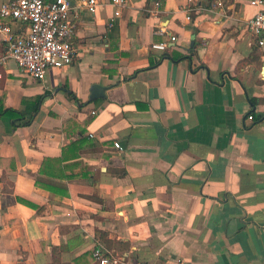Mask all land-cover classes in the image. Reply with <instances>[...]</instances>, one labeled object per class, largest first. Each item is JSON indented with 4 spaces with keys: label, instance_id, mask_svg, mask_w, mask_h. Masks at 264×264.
<instances>
[{
    "label": "crops",
    "instance_id": "crops-1",
    "mask_svg": "<svg viewBox=\"0 0 264 264\" xmlns=\"http://www.w3.org/2000/svg\"><path fill=\"white\" fill-rule=\"evenodd\" d=\"M70 1L68 66L39 82L0 60V264H98V247L118 264H264L258 9L126 0L107 27L110 2Z\"/></svg>",
    "mask_w": 264,
    "mask_h": 264
},
{
    "label": "built area",
    "instance_id": "built-area-1",
    "mask_svg": "<svg viewBox=\"0 0 264 264\" xmlns=\"http://www.w3.org/2000/svg\"><path fill=\"white\" fill-rule=\"evenodd\" d=\"M110 2L114 6L113 16L107 21L112 27L121 16L126 0H82L89 13H94L100 3ZM257 8L255 15L248 21V28L256 43L264 45V0H249ZM68 0H5L0 2V34L6 44L7 52L3 58L12 59L18 68L35 81H44L51 69H62L76 57L77 50L72 43L76 24ZM186 19H189V10ZM9 22H17L25 29L13 33ZM169 41L175 42L171 36ZM166 42L153 43L150 50L164 53ZM252 120V116H248ZM91 136V135H90ZM114 148L120 149L117 142ZM92 256L98 264H118V260L105 253L100 247L93 250ZM162 264V263H155Z\"/></svg>",
    "mask_w": 264,
    "mask_h": 264
},
{
    "label": "water",
    "instance_id": "water-1",
    "mask_svg": "<svg viewBox=\"0 0 264 264\" xmlns=\"http://www.w3.org/2000/svg\"><path fill=\"white\" fill-rule=\"evenodd\" d=\"M68 1L72 5V2L70 0H68ZM104 91H105L104 87H101V86H98V85H93L91 87L90 99L94 100V99H97V98H100V97H104Z\"/></svg>",
    "mask_w": 264,
    "mask_h": 264
},
{
    "label": "trees",
    "instance_id": "trees-1",
    "mask_svg": "<svg viewBox=\"0 0 264 264\" xmlns=\"http://www.w3.org/2000/svg\"><path fill=\"white\" fill-rule=\"evenodd\" d=\"M7 113H12V114H15V113H17V112H15V111H6Z\"/></svg>",
    "mask_w": 264,
    "mask_h": 264
}]
</instances>
